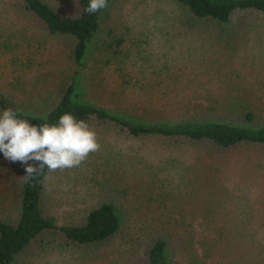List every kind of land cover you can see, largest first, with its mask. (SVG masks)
<instances>
[{"label": "trees", "instance_id": "1", "mask_svg": "<svg viewBox=\"0 0 264 264\" xmlns=\"http://www.w3.org/2000/svg\"><path fill=\"white\" fill-rule=\"evenodd\" d=\"M112 1L108 0L106 9L89 14L85 9L90 0H78L75 14L61 16L44 0H0L1 10L5 4L9 7L7 15L28 19L46 43L58 38L67 48L61 61H43L47 44L36 39L33 30L34 41L13 48L1 31L6 24L1 21L4 24L0 39L4 41L0 43V63L6 57L4 65L12 67L7 74L13 75L11 89H30L35 95L49 98L30 103L33 109L26 111L0 90V113L12 109L18 113L17 118L33 126L57 124L65 113L86 121L97 137L104 134L102 139L115 147H110L109 156L114 159L111 163L116 160L140 168L144 186L135 194L140 197L135 198L143 200V205H135L133 212L124 208L120 211L112 201L102 200L84 210L79 223L72 226L61 223L58 213L44 214L43 209H48L45 205L50 203L49 199L42 202L47 185L44 175L23 179L13 215L0 219V264H16L18 257L36 243H40L36 250L47 249L51 261L55 255L60 260L61 255L79 257L80 253L91 264H235L244 248L260 247L264 242L262 213L250 205L263 180L264 163L256 162L259 156V161H264V86L240 88L248 97H235L229 88V97L224 100L197 99L192 103H184L188 88L178 86V96L173 101L141 102L131 97L136 92L131 91L129 82L115 80L118 85L113 89L118 91V97L113 107L86 101L79 83L81 68L93 60L100 73L112 69L110 61L119 55L121 46H126L128 37L134 36L131 31L112 29L117 34L111 35L109 42L102 41L91 54ZM163 3L169 6L167 16L177 25L175 31L180 36L202 34L217 40L231 39L237 30L264 35V0ZM42 65L45 68L40 69ZM182 67L187 68L179 64L174 72ZM23 69L34 73L31 83L23 80ZM193 69L204 70L199 64ZM156 89L162 93L166 90L165 86ZM256 96L262 98L251 100ZM41 105L48 107L45 115L39 113ZM96 153L83 162L89 163ZM7 160L0 152V163ZM166 163H174L176 172L182 170L177 165L185 164V171L191 173L189 179L181 176L182 172L176 174L177 183L159 177L161 171L167 174ZM29 164L38 167L35 161ZM154 182L164 186L159 194ZM167 189L169 194L165 193ZM251 219L260 223L253 224Z\"/></svg>", "mask_w": 264, "mask_h": 264}, {"label": "rangeland", "instance_id": "2", "mask_svg": "<svg viewBox=\"0 0 264 264\" xmlns=\"http://www.w3.org/2000/svg\"><path fill=\"white\" fill-rule=\"evenodd\" d=\"M44 1L53 6L61 16L73 15L77 12L76 2L78 0ZM163 1H112L103 18L101 30L95 40L91 54L94 55L95 49L101 46L102 41L109 42L112 38L111 35L117 34V32L112 33V29L113 31L117 28L118 31L121 29H123L122 31H131L134 36L128 37L126 46H121L119 55L112 58L110 61L112 69L100 73L98 68L94 66L96 62L94 63L92 60L93 57H91L92 62L87 61L85 66L81 68L79 83L83 88L82 95L86 101L104 107H113L114 99L118 97V91L113 88L120 81L129 82L131 91L136 92L131 97L139 98L141 102L144 99L173 101L178 96L175 91L178 86L188 88L184 93V103H192L197 99H206L204 102L216 98L224 100L229 97V88L235 97H248L246 91L240 92L239 89H245V86H264V35L260 34L259 36L258 33L250 35L239 30L233 31L231 39L225 37L220 38V40L208 38L202 34L177 35L178 32L175 31L177 25L174 24L171 17L167 16L170 8L164 5ZM3 5L2 10L0 7V28L5 22L6 24L3 25L1 31L6 34L7 41L13 45V48H18L21 45L28 46L30 40L34 41L31 30L36 26L32 27L29 20L21 15L17 17L7 15L6 11L9 7ZM33 33L36 34V39L47 44L44 47L41 60L46 61V58H53L61 61L62 52L67 51L61 39L52 38L46 43L45 37L40 32L33 30ZM3 41L4 38L0 39V43ZM5 58H2L0 63L2 73L0 85L3 89L0 88V90L5 97H13V102L26 111L33 109L30 103L38 102V99L49 98L47 95H35L30 89L19 92L12 90L9 83L13 75L7 77L8 71L12 67L7 63L4 65ZM179 64L187 68L182 67L183 69L174 72L175 67ZM196 64H199L204 70L193 69ZM42 68H45V65L40 67V69ZM21 72L23 80L31 83L32 77H35L34 73L30 74L31 71L26 69ZM156 86H165V92H160ZM42 90L44 91V89ZM261 98L256 96L251 100ZM47 111L48 107L41 105L39 113L45 115ZM170 117L171 115L167 119ZM103 135H100V138L97 137L101 148L95 155L91 156L92 163L90 159L89 163L83 162L78 167L48 173L46 191L44 190L42 193V202L43 199H49L50 202L45 205L48 209L46 211L43 209L45 215H51L49 213L53 211L58 213L61 223L74 226L80 221L79 215L81 218L83 217L84 210L94 208L102 200L112 201L120 211L124 208L126 211L133 212L135 205H143V200L135 198L136 192L144 186V179L142 178L141 181L140 168L134 167L133 164L129 165V163L123 165L116 160L111 163L114 159L109 156L110 147L114 150L115 147L108 146L107 142L102 139L104 138ZM257 160L256 163H264L262 160L259 161L260 156ZM164 166H167V174L163 175L164 172L161 171L159 177L166 178L167 182L177 183V173L182 172L180 175H186L187 179L191 175L189 170L185 171V164L180 167L177 165L178 168L182 169L179 172L175 171L174 163H166ZM26 167L21 162L9 160L6 163H0V219L2 220H6L8 214L10 216L14 213V208L19 199L18 189L27 174ZM261 171L263 180L260 187L256 188V194L252 198L254 200L251 201L250 205L262 213L261 218L264 220V195H261L264 192V167ZM255 179L253 178V180ZM183 180L186 181V178ZM154 183V190L159 194V189L164 186L159 185V182ZM179 183L182 184V181ZM169 192L167 189L165 193L169 194ZM251 223L259 224L260 221L251 219ZM52 240L55 241L56 239L52 238ZM39 245L40 243H36L23 256L18 257L16 264H46V262L47 264H91L80 253L79 257L70 254L68 257L61 255L60 260L55 255L51 261L52 256L46 248L40 247L39 250H36ZM235 264H264V242L261 243L260 247L244 248L242 257L235 259Z\"/></svg>", "mask_w": 264, "mask_h": 264}, {"label": "clouds", "instance_id": "3", "mask_svg": "<svg viewBox=\"0 0 264 264\" xmlns=\"http://www.w3.org/2000/svg\"><path fill=\"white\" fill-rule=\"evenodd\" d=\"M107 7L108 0H90L85 11L94 14ZM17 116L12 109L0 113V152L9 161L27 166L24 179L44 175L47 180L48 172L78 167L101 148L89 124L70 113L61 115L57 124L41 126H33ZM29 161L37 162L38 167Z\"/></svg>", "mask_w": 264, "mask_h": 264}]
</instances>
